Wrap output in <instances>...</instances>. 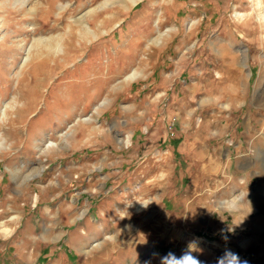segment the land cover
I'll list each match as a JSON object with an SVG mask.
<instances>
[{
  "label": "rangeland",
  "instance_id": "obj_1",
  "mask_svg": "<svg viewBox=\"0 0 264 264\" xmlns=\"http://www.w3.org/2000/svg\"><path fill=\"white\" fill-rule=\"evenodd\" d=\"M259 5L0 0V264H264Z\"/></svg>",
  "mask_w": 264,
  "mask_h": 264
},
{
  "label": "bare ground",
  "instance_id": "obj_2",
  "mask_svg": "<svg viewBox=\"0 0 264 264\" xmlns=\"http://www.w3.org/2000/svg\"><path fill=\"white\" fill-rule=\"evenodd\" d=\"M19 1V0H18ZM129 1H132L133 3H136L137 2V0H129ZM258 3L260 4V5H262L264 2H263V0H258ZM105 5V4H104ZM259 5V6H260ZM263 8H264V5H263ZM91 11V10H90ZM261 12V11H260ZM262 12H263V19H264V9L262 10ZM83 15V14H82ZM86 17V14L84 15V16H82L81 18H79L78 20H76V24H75V27H77L76 29V31H77V34L81 37V38H83V39H87L88 37H89V35L90 34H93V31L92 30H90V26L88 27V26H86L85 25V22L83 21V19ZM88 23V22H87ZM71 30H72V27H71ZM70 30V31H71ZM53 39L54 38H48V39H46L45 41L43 40V41H40V39H38L41 43H43V44H45L47 47H51L52 45H56L55 47L57 48V50L59 49V50H62V51H64L65 52V45H66V38H65V35H61V36H58V38H56V41H53ZM26 61V60H25ZM137 75V73H136V71L135 72H133V74H130L127 78L128 79H133L135 76ZM15 98V97H14ZM17 100V99H16ZM18 101V100H17ZM16 102V101H15ZM14 103V102H13ZM13 103L11 102V104H12V106H13ZM18 103V102H17ZM10 106V105H9ZM8 106V107H9ZM7 108V107H6ZM13 108V107H12ZM8 110H6V109H4L3 110V118L4 117H6L7 116V114H9L8 112H7ZM23 113V112H22ZM21 113V110H20V114L19 115H23ZM25 113V112H24ZM1 115H2V113H1ZM3 118L1 117L0 118V122H1V120H3ZM3 139H5V138H3ZM3 139L0 141L1 143L3 142ZM7 140V139H6Z\"/></svg>",
  "mask_w": 264,
  "mask_h": 264
},
{
  "label": "clouds",
  "instance_id": "obj_3",
  "mask_svg": "<svg viewBox=\"0 0 264 264\" xmlns=\"http://www.w3.org/2000/svg\"><path fill=\"white\" fill-rule=\"evenodd\" d=\"M232 257L235 258L236 264H240L239 258L237 256L233 255ZM169 258L176 259L177 261H179V264H201V262L196 257H194L193 255H191L190 253L185 254L180 259H177V258L172 257V256H170ZM169 258H166V260L169 259Z\"/></svg>",
  "mask_w": 264,
  "mask_h": 264
}]
</instances>
